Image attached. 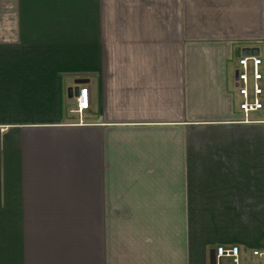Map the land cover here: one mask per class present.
I'll list each match as a JSON object with an SVG mask.
<instances>
[{
  "label": "crops",
  "instance_id": "crops-1",
  "mask_svg": "<svg viewBox=\"0 0 264 264\" xmlns=\"http://www.w3.org/2000/svg\"><path fill=\"white\" fill-rule=\"evenodd\" d=\"M246 46L264 72V0H0V264H211L219 244L254 259Z\"/></svg>",
  "mask_w": 264,
  "mask_h": 264
},
{
  "label": "built area",
  "instance_id": "built-area-1",
  "mask_svg": "<svg viewBox=\"0 0 264 264\" xmlns=\"http://www.w3.org/2000/svg\"><path fill=\"white\" fill-rule=\"evenodd\" d=\"M263 59L260 55H240L238 58V68L236 70V88L239 96L238 108L241 112L242 120L249 121L252 115L264 108V72L261 68ZM75 106L73 111L82 114L89 108L90 99L88 88L80 90L75 96ZM214 264H264L260 260L264 256V250L254 248L251 250L254 259L241 260L240 248L237 244H219L215 247Z\"/></svg>",
  "mask_w": 264,
  "mask_h": 264
},
{
  "label": "water",
  "instance_id": "water-1",
  "mask_svg": "<svg viewBox=\"0 0 264 264\" xmlns=\"http://www.w3.org/2000/svg\"><path fill=\"white\" fill-rule=\"evenodd\" d=\"M254 54V55H257L259 54V48L258 47H244L242 48L241 50V55H249V54ZM80 92V86H75V87H70L69 88V94L70 95H78ZM212 256H213V260H211V264H214L215 263V250L213 249L212 250Z\"/></svg>",
  "mask_w": 264,
  "mask_h": 264
}]
</instances>
